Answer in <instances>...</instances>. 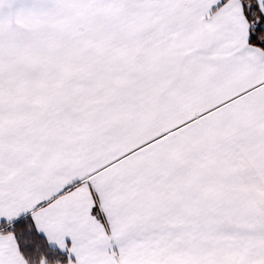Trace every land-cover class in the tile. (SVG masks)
I'll use <instances>...</instances> for the list:
<instances>
[{
    "label": "snow or ice",
    "instance_id": "obj_1",
    "mask_svg": "<svg viewBox=\"0 0 264 264\" xmlns=\"http://www.w3.org/2000/svg\"><path fill=\"white\" fill-rule=\"evenodd\" d=\"M0 264H264V0H0Z\"/></svg>",
    "mask_w": 264,
    "mask_h": 264
}]
</instances>
